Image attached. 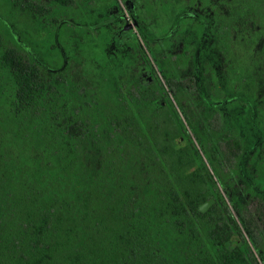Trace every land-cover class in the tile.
Instances as JSON below:
<instances>
[{"label": "trees", "instance_id": "trees-1", "mask_svg": "<svg viewBox=\"0 0 264 264\" xmlns=\"http://www.w3.org/2000/svg\"><path fill=\"white\" fill-rule=\"evenodd\" d=\"M11 1L51 50L91 40L77 0ZM138 1L161 39L182 23L177 51L92 45L89 72L56 51L51 70L0 24V264H264V0Z\"/></svg>", "mask_w": 264, "mask_h": 264}, {"label": "rangeland", "instance_id": "rangeland-1", "mask_svg": "<svg viewBox=\"0 0 264 264\" xmlns=\"http://www.w3.org/2000/svg\"><path fill=\"white\" fill-rule=\"evenodd\" d=\"M114 1L116 3L119 2L118 0H77L76 6L70 10L69 24L82 31H88L91 40L87 41L86 38L82 37L81 33L74 35L73 33L61 31L54 41L57 50L52 49L53 51L49 49L52 39L46 28L41 26L32 14L28 13L23 8L16 6L11 0H0V24L3 26L2 29H7L13 37L15 36L14 38L20 45H22L36 58V60L48 69H56L59 66V63L57 64L58 52H61L62 60L67 56L78 53L79 59L81 58L83 60L82 62L85 63L83 68L89 72L91 67L95 66L93 63L95 57L100 55V52L94 51L95 47L90 46H100L103 39L102 46L100 47L102 48L100 51H102L104 48H107L108 43L104 38L106 35L104 28L97 26L95 23L98 20L104 19L108 15V11L110 14L115 10ZM118 5L121 6L120 3H118ZM128 22H130V20L125 14L121 17V22L110 20L109 31H112L113 36H115L117 40H122L120 37H124L120 27L122 24ZM129 35L131 36V43H134V39H139L133 29L129 31ZM168 45V42H163L159 45V48L166 51ZM206 52L207 57V54L209 53L207 50ZM91 60L93 62L90 64V67L88 63H90ZM118 63L120 69L127 66V62L123 60V58L121 61H118L117 64ZM116 69L117 70L114 68L113 72L118 74L117 65ZM154 69L156 68L154 67ZM94 71L95 70H93V74ZM155 71L156 74L160 76L158 70L156 69Z\"/></svg>", "mask_w": 264, "mask_h": 264}, {"label": "flooded vegetation", "instance_id": "flooded-vegetation-1", "mask_svg": "<svg viewBox=\"0 0 264 264\" xmlns=\"http://www.w3.org/2000/svg\"><path fill=\"white\" fill-rule=\"evenodd\" d=\"M121 4V6L118 5L114 1V6L115 10L101 20H98L95 24L97 26H101V28H104V31L106 35L104 38H107L106 42L107 43V48H104L106 52L113 54V56L117 55L120 53L119 51L122 50L124 51H131L136 52V50L142 49L143 52L148 53L147 49V44L149 43L151 46V49L153 51L163 53V52H171L174 53L177 51L181 44L180 41L178 40V37L176 35L178 28L181 27V22H178L177 24L175 23L176 20L173 21V24L168 25V29L165 32H172L169 37L166 39H161V37L164 35L163 33L159 34L155 32V28L153 27L152 22H145L143 19H141L140 16H137L135 13V10L142 11L143 10V4L141 1H138L136 3V0H118ZM127 15L128 19L130 22L122 24L120 27V30L123 32L122 35L124 37H120L122 40H117L115 36H113L112 31H109V22L111 21H118L121 22V17L123 15ZM187 20H190L187 24L188 26L190 25L193 30H197L200 34L196 36V41L194 45V54L196 59L199 61L201 59L208 60L209 58L214 59V51L212 50L211 47V22H210V17L209 13H204L200 14V12H197L196 10H192L187 14ZM110 19V20H109ZM174 24H176L177 27L173 29ZM134 30L136 34L138 35L139 39H134V43H131V36L129 35V31ZM119 39V38H118ZM103 43V39L101 41ZM163 42H168V49L166 51L161 50L159 48V45L162 44ZM102 43L100 46L97 45L96 50H99V48L102 46ZM105 43V41H104ZM141 44V45H140ZM102 49V48H100ZM206 50L208 51L209 54H207L206 57ZM203 54V55H202ZM129 62H127L128 65ZM129 66V65H128ZM146 69V67L144 68ZM150 73V72H149ZM143 75H145L143 73Z\"/></svg>", "mask_w": 264, "mask_h": 264}, {"label": "water", "instance_id": "water-1", "mask_svg": "<svg viewBox=\"0 0 264 264\" xmlns=\"http://www.w3.org/2000/svg\"><path fill=\"white\" fill-rule=\"evenodd\" d=\"M213 202H214L213 199H208L205 202L201 203L198 207L199 211L201 213H205L210 208V206L213 204Z\"/></svg>", "mask_w": 264, "mask_h": 264}]
</instances>
